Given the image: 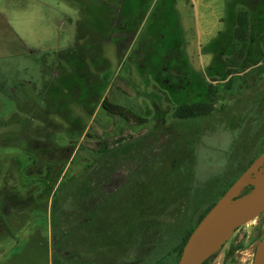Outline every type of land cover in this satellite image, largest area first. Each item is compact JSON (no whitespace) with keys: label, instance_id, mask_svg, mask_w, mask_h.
<instances>
[{"label":"rangeland","instance_id":"obj_1","mask_svg":"<svg viewBox=\"0 0 264 264\" xmlns=\"http://www.w3.org/2000/svg\"><path fill=\"white\" fill-rule=\"evenodd\" d=\"M181 1L185 67L194 72L184 73L183 52L170 43L163 54L167 89L152 77L145 84L137 68L146 47L165 48L158 32L146 31L159 16V0H127L124 7H145L127 23L119 19L121 7L103 10L98 0H78L75 38L66 41L48 32L50 3L0 9V264L52 263L51 245L46 257L33 237L38 229L52 241L53 195L67 178L76 201L71 213L80 211L78 199L88 208L96 204V222L81 224L70 237L81 257L70 263L175 264L183 233L264 151V0H246L254 15L247 61L263 60L240 73L245 79L233 93L221 86L212 115L176 120L178 97L206 98L205 83L220 79L208 67L223 63L231 42L209 47L225 31L227 0ZM83 64L99 74L86 89L73 85L65 98L47 93L57 71ZM106 97L147 121L137 126L131 115L112 118L101 107ZM104 141L111 150L97 156ZM263 235L264 214L237 229L204 264H253Z\"/></svg>","mask_w":264,"mask_h":264},{"label":"trees","instance_id":"obj_2","mask_svg":"<svg viewBox=\"0 0 264 264\" xmlns=\"http://www.w3.org/2000/svg\"><path fill=\"white\" fill-rule=\"evenodd\" d=\"M126 1L127 0L124 1L123 7H121V9H119L118 11L120 16L119 19L121 20V18H123V23H127V20L131 19V17L133 18L134 14L132 13V11L135 13L136 11L141 12V10H145L144 6L138 8L136 7V9L124 7ZM125 9H127L128 13L125 11ZM156 10H158L157 12L159 16H157V18L155 17L154 21H156L155 23L157 24L154 23L149 25V20V23L146 26V31H148L147 33L151 35H156V33L158 32V41L161 42L165 48H163L164 50H161L160 53H156V51H153L155 49L151 50L149 47H146L145 53L147 57L145 58V60H142L140 64H138L137 68L139 74L144 79L145 84L149 85V79L152 77L153 80L161 86V88L167 89L169 86L167 82H165V79L163 77V75L165 76V69L163 68L166 66L165 62L167 61L166 57L163 56V54L168 51L171 43L170 49L174 51H177L179 49L182 50L184 56L183 59H185L184 67L188 65L184 50L185 37L183 36L184 30L181 26L180 15L175 7V0H159L158 6L154 10V12ZM154 12L152 15H154ZM126 13L128 14L127 17L123 15ZM253 16L254 15L251 12V7L250 5L246 4V0H227L226 13L223 18V22L225 23V31L218 34L215 40L209 45V47H216L219 46V44L223 41L231 40V42H229L227 46L230 49L226 53V58L222 61L223 63L216 67L217 64L213 62L214 64L208 67V73L212 71L210 73V76L213 77L215 76V73H217L220 74V79H213L212 82L205 83L204 94L206 98L195 99L192 96L188 95H185L184 97H178V101L173 112V116L176 120H188L212 115L216 111L215 101L219 95L221 86L224 89V93H233L237 86L240 88L242 82L245 79V76H241L240 73H243L246 69L255 66L261 60H263V55H260L254 62L247 61V53L253 36ZM176 28L179 30V37H175L172 33H170L171 30L174 33ZM263 37L264 35L261 36L259 40L260 44L263 42ZM175 39H177V42ZM94 61L96 63V66H98L99 61H97L96 59ZM163 61H165V66H163ZM82 69L84 71L83 75L77 76L78 72L82 74ZM129 69L130 66L128 70ZM93 71L94 70L92 66L88 67L84 64L79 69L70 66L67 71H57L55 77L50 80L51 86L48 87L49 91H47V93H50L51 96L53 95L57 97L59 95L60 97L62 96L65 98L70 95L69 90L73 89V85L74 87L75 85H79V88L86 89L88 87L87 82H89L92 78L96 79V77L99 75L97 73H94ZM185 71L186 72L184 73L187 74L188 71L189 73L194 72L191 68L187 70V67H185ZM111 75L112 72L110 71L105 72V74L102 75L103 84H105L104 89L109 86L108 80ZM82 82H84V85H82ZM116 89H118L117 91H121L120 88ZM74 95L76 96L75 91L73 90L71 97H74ZM95 104L96 103L91 101L89 103V107H92ZM101 107L107 113V115L111 116L112 118L120 117L128 121L130 115L135 117L138 121L137 126L142 125L147 121L138 118L137 116H135V113H132L129 109L111 101L109 97H106L103 100ZM110 150L111 147L109 146L108 142L104 141L101 147L96 151V153L97 156H102L109 153ZM254 160L255 158L251 159L249 165ZM234 182L235 181H233L226 189H224L216 200L212 201L208 205L204 212L200 214L195 225L193 227H190L183 233L181 242L174 249V253H176L177 256L175 264H178L184 246L187 243L194 228L199 224V222L204 218V216L210 211V209L215 205L219 198L222 197V195ZM94 183L99 184V182L97 181H94ZM71 189V180L67 178L59 185L53 195V204L51 208L52 241H49L48 235H46L45 233L40 236L38 229L36 230V238L33 237L34 242L38 246L37 248H41V251L44 255H46V257L49 256V244L51 245V264H73L77 261V259L81 258L75 250L70 248V246H72L70 237L81 224L84 223V225H90L93 222H96L94 218L96 217V214H93L92 212V210H96V204L88 208L87 202H82L81 199L77 198L79 201L78 206L80 207V211L77 213H75V211L71 213V209L74 210V203H76V201L73 200L71 196H69V193H71ZM81 196H84V199H87L88 197L87 193H82ZM81 208H84V210H82ZM91 235L94 236L95 233L92 232ZM71 261H73V263H70ZM80 262H82V260Z\"/></svg>","mask_w":264,"mask_h":264},{"label":"water","instance_id":"obj_3","mask_svg":"<svg viewBox=\"0 0 264 264\" xmlns=\"http://www.w3.org/2000/svg\"><path fill=\"white\" fill-rule=\"evenodd\" d=\"M264 151L235 180L194 228L178 264H204L216 255L237 229L264 213ZM253 189L241 195L243 190ZM253 264H264V235Z\"/></svg>","mask_w":264,"mask_h":264},{"label":"crops","instance_id":"obj_4","mask_svg":"<svg viewBox=\"0 0 264 264\" xmlns=\"http://www.w3.org/2000/svg\"><path fill=\"white\" fill-rule=\"evenodd\" d=\"M37 0H0V9L6 10L10 7L15 8L19 7V4L21 5L22 9L30 10V4L37 5L39 2L41 3V8L43 4L45 6H48L49 8L47 11V16H50L51 20L50 23H48V32L51 37L59 38L61 41H66L69 40L72 36V38H75V25H76V20H75V14H76V9L80 8V5H77L78 0H39V2H36ZM99 1V6L98 8L100 9H106V10H112L116 9L118 10L120 7H123L122 3L123 0H121V4L117 5L116 0H98ZM133 1V0H132ZM157 0H154V3H156ZM48 2V3H47ZM91 7V6H90ZM133 8L139 7L138 4L136 6H131ZM175 7L179 12V15L181 16L180 9L183 7L182 6V1L181 0H175ZM4 12V11H3ZM4 14V13H3ZM5 15V14H4ZM65 18L68 19L71 22H66ZM182 17L180 18L181 25H182ZM10 30L13 29V26L9 24ZM183 27V25H182ZM184 32L185 28L183 27ZM14 34L17 35L18 37H21L17 31H14ZM25 44H28L25 42L22 38H20ZM58 40V41H59ZM186 41V40H185ZM187 53V50H186ZM188 54V53H187Z\"/></svg>","mask_w":264,"mask_h":264},{"label":"flooded vegetation","instance_id":"obj_5","mask_svg":"<svg viewBox=\"0 0 264 264\" xmlns=\"http://www.w3.org/2000/svg\"><path fill=\"white\" fill-rule=\"evenodd\" d=\"M261 154V153H260ZM259 154V155H260ZM247 167H249V166H247ZM247 169V168H246ZM263 170H262V172H264V167L262 168ZM245 171V170H244ZM243 171V172H244ZM253 189V187L252 186H248V187H246L244 190H243V192H242V194L241 195H245V194H247V193H249L251 190ZM264 214V213H263ZM262 215V214H261ZM257 248V247H256ZM255 253H256V249H255ZM255 257V256H254Z\"/></svg>","mask_w":264,"mask_h":264}]
</instances>
